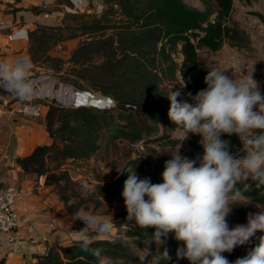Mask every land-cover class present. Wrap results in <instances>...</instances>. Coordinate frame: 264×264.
<instances>
[{
    "label": "trees",
    "instance_id": "1",
    "mask_svg": "<svg viewBox=\"0 0 264 264\" xmlns=\"http://www.w3.org/2000/svg\"><path fill=\"white\" fill-rule=\"evenodd\" d=\"M101 2L98 14L65 12L59 24H36L27 32L26 53L33 64L32 72L34 68H43L50 73H64L63 82L79 90L98 93L113 102L112 107L104 108L56 103L44 105L47 107L44 127L50 142L37 145L29 154L14 159L22 172L32 174L35 179L44 176L46 186H58L55 191L68 214L77 213L84 202L81 194L74 190L75 182L69 172L61 169L65 162H82L92 158L100 149L103 132L114 127L116 120L123 121L117 128V134H122L129 142L142 141L145 145L150 139H144L143 135L151 133L150 122L158 123L168 117L170 102L165 95L167 91L162 88L163 83L178 77L186 85L188 93L194 96L206 88L204 77L210 71L201 61L198 50L217 52L224 43L239 46L244 41L241 29L230 22L233 0H199V8L186 4L184 0ZM64 7L71 9L73 1L55 0L53 5L43 2L41 5L12 7L8 12L14 14L27 10L38 15ZM252 13L264 24L262 13ZM72 39L80 41L70 51L67 60L51 54L57 44ZM175 53L181 56L179 62L174 59ZM170 126L175 127L172 123ZM190 135V147L202 155L200 136ZM222 139L230 141L233 153L242 148L236 135L225 134ZM150 141L156 142V139ZM176 144L177 140L171 139L166 145L173 148ZM171 158V155H166L164 160ZM129 167H136L139 177L150 169L141 156L128 158L120 172ZM121 173L109 185L96 180L93 200H90L94 207L112 202L122 193L127 173ZM69 187L71 192L67 193ZM238 187L245 198H251V204L235 205L227 218L230 228L245 224L249 213L264 211V185L252 184L251 188H247L245 184H239ZM126 217L112 219L113 225L129 226L130 230L125 235L137 242L146 237L153 238L154 228L142 229L130 224ZM260 235L264 234L258 232L256 237ZM164 239V248L157 250L155 255L164 264L178 263L176 250L183 246V242L175 240L174 236ZM77 240L64 246L49 247L34 264H101L102 259L108 260L104 264H127L118 260L130 259L120 238L115 236L92 239L91 247L101 249L99 257L81 251ZM256 242L253 238L250 244L238 246L223 255L234 262L246 255ZM165 250L171 260H164L162 253ZM181 260L189 264L186 259Z\"/></svg>",
    "mask_w": 264,
    "mask_h": 264
},
{
    "label": "clouds",
    "instance_id": "2",
    "mask_svg": "<svg viewBox=\"0 0 264 264\" xmlns=\"http://www.w3.org/2000/svg\"><path fill=\"white\" fill-rule=\"evenodd\" d=\"M32 61L28 57L0 61V95H13L19 101H31L38 95L52 93L50 79H32ZM206 88L192 103L181 101L179 91L167 90L170 102L168 118L183 134L179 147L165 161L162 183L140 178L136 167H129L122 197L126 220L142 229L154 228L153 240L164 244L169 233L183 242L176 250L177 261L189 264H264V211L249 213L245 224L229 227L228 216L235 205H249L239 184L251 188L264 185V93L251 76L235 79L225 71L211 70L204 77ZM182 86H186L182 83ZM65 87H69L66 85ZM189 134L199 135L203 154L195 159L182 157L181 142ZM236 135L242 148L233 153L223 135ZM147 197V199H145ZM76 219L86 225L72 231L79 249L99 257L101 249L92 248L93 233L110 235L112 216L100 217L80 208ZM257 242L246 255L230 262L223 253L238 246ZM164 260H171L167 250Z\"/></svg>",
    "mask_w": 264,
    "mask_h": 264
},
{
    "label": "rangeland",
    "instance_id": "3",
    "mask_svg": "<svg viewBox=\"0 0 264 264\" xmlns=\"http://www.w3.org/2000/svg\"><path fill=\"white\" fill-rule=\"evenodd\" d=\"M72 1L73 7L71 9L64 7L60 8V10L49 12L48 15L42 14V16H48L49 18L46 19L50 20L49 23L57 25L60 23L61 17L65 12L98 14L102 8L101 0ZM23 2L29 6L36 1L23 0ZM184 2L190 6L201 7L199 0H184ZM252 12H260L264 15V0H233L230 22L235 23L243 32V43L239 46L224 43L222 48L217 52H209L206 49H200L198 50V54L201 61L210 71L214 69L225 71L226 75L230 77L233 76L237 80L252 75V78L258 83L260 91L262 92V85L264 82V24ZM79 41L80 39H72L61 43V49L57 50L53 48L51 54L67 60L70 51L77 46ZM180 58L181 56L179 54H174L176 62H179ZM34 72L40 73L46 72V70L43 68H34ZM52 74H55V77L63 82L62 80L65 78L64 73L54 72ZM56 74L58 76H56ZM58 77H61V79ZM171 87L172 91H179L181 93L178 97L179 100L187 102L192 100L188 97V91L185 86H182V82L178 77L174 80L166 81L162 85V88L166 91ZM67 92L68 95H70V92ZM11 97V95H0V111L6 112L5 114H8L7 111H11L12 106L8 104V100L11 99ZM103 97L104 96L98 93L79 90L74 94L72 105H91L97 108L112 107L113 105L110 102L108 103L109 105L105 106L104 102H102L104 100ZM112 112L116 114L115 111ZM16 114H18L17 111L13 110L12 115ZM171 123L168 117L161 119L158 123L150 122L151 133L148 135L144 134L143 137L147 140L155 138L156 142L148 140L144 145L142 141L134 143L129 142L125 136L117 134V128L119 125L123 124V121L116 120L115 126L117 127L114 126L109 131L103 132L100 149L92 158L82 162H65L61 166V169H66L71 179L75 182L73 188L81 194L84 202L81 204V208L97 214L100 217L112 216V219L127 215L122 193L116 196L112 202H103L98 207H94L93 202L90 200H93V184L96 183V180L102 182L104 185H109L120 173L122 166L128 158H133L135 156L144 158L150 169L148 172H144L140 178H150L153 184L162 183V172L164 171L165 164L164 157L176 151L179 147L180 137L183 134L176 127H171ZM191 137L192 136L189 134V138L181 142L179 152L182 157L195 159L198 154L189 145ZM157 138L160 139L158 140ZM171 139L177 140V144L173 148L166 145ZM200 139L201 137L199 140ZM59 184L63 185V182ZM52 187L54 190L58 188V186ZM70 188L71 187L67 188V193L71 192ZM145 199H147V197H145ZM75 214L74 216L76 217ZM85 226L84 224L81 228L83 229ZM129 230V226H114L110 235L99 233H93V235H95V238H107L109 236L120 238L127 254L130 256L128 260H118L121 263L164 264L160 257L155 255L157 250L164 248V244L157 246L153 238L148 237L137 242L134 238L125 235V232ZM172 236H174V233H169L166 238H172ZM107 262V259L101 260V264ZM172 264L186 263L180 260L178 263Z\"/></svg>",
    "mask_w": 264,
    "mask_h": 264
},
{
    "label": "crops",
    "instance_id": "4",
    "mask_svg": "<svg viewBox=\"0 0 264 264\" xmlns=\"http://www.w3.org/2000/svg\"><path fill=\"white\" fill-rule=\"evenodd\" d=\"M35 1L31 5L53 4L55 0ZM21 6L26 7L27 4L23 0H0V61L15 60L27 54V32L36 24L54 25L46 19L48 16H42L43 13L35 15L27 10L14 14L8 12L12 7ZM103 99L105 106L109 102L113 105L109 98ZM46 110L47 107L43 106L42 116L38 119L12 115L13 110L7 111L8 114L0 111V187L12 186L18 191L15 208L28 219L16 232L15 243L9 244L0 233V246L3 247L0 264H34L49 248L50 240L56 247L67 245L78 239L72 231H79L84 225L74 214L65 211L54 188L44 184V176L35 179L32 174L22 172L14 161L18 156L29 154L35 146L50 142L44 127ZM33 226L47 240L34 238Z\"/></svg>",
    "mask_w": 264,
    "mask_h": 264
},
{
    "label": "built area",
    "instance_id": "5",
    "mask_svg": "<svg viewBox=\"0 0 264 264\" xmlns=\"http://www.w3.org/2000/svg\"><path fill=\"white\" fill-rule=\"evenodd\" d=\"M57 50L61 49V44H57L55 47ZM19 57H28L23 55ZM17 57V58H19ZM33 68V64H32ZM32 79H50L54 82V88L52 93L38 95L31 101L21 102L15 96L11 95V99L8 100V104L12 106L11 110H16L18 114L25 118L38 119L42 116V107L46 104L56 103L62 106H73L74 94L79 91L75 86L59 81L54 74L50 72L40 73H29ZM68 85L69 87H65ZM70 95H68V92ZM7 95V94H4ZM8 96V95H7ZM9 101H12L9 103ZM68 103V104H65ZM15 108V109H14ZM19 197L18 191L12 186L0 187V233L6 237L9 244H13L16 241L15 234L19 228L28 222V219L24 214L19 213L15 208V202ZM35 235L34 238L37 240H47L46 237L42 236L39 230L32 227ZM49 247H56L55 242L50 240ZM2 246H0V255L2 252Z\"/></svg>",
    "mask_w": 264,
    "mask_h": 264
},
{
    "label": "water",
    "instance_id": "6",
    "mask_svg": "<svg viewBox=\"0 0 264 264\" xmlns=\"http://www.w3.org/2000/svg\"><path fill=\"white\" fill-rule=\"evenodd\" d=\"M239 139V138H238ZM240 141V140H239ZM240 144H241V142H240ZM241 146H242V144H241Z\"/></svg>",
    "mask_w": 264,
    "mask_h": 264
}]
</instances>
